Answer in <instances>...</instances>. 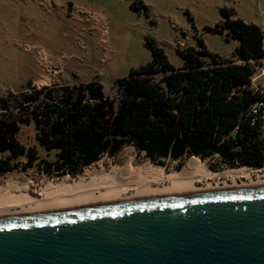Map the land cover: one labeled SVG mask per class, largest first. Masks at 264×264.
Listing matches in <instances>:
<instances>
[{
	"label": "trees",
	"instance_id": "1",
	"mask_svg": "<svg viewBox=\"0 0 264 264\" xmlns=\"http://www.w3.org/2000/svg\"><path fill=\"white\" fill-rule=\"evenodd\" d=\"M221 14L204 27L238 41L232 57L209 50L200 39L199 47L177 50L184 60L175 66L146 36L152 59L116 80L117 97L105 93L98 77L41 87L29 80L0 95V175L25 155V167L36 162L47 172L75 177L126 142L153 160L217 154L232 167H260L264 136L251 124L248 108L257 97L250 78L264 56V29L232 7H221ZM22 124H33L40 145L56 151L54 162L39 160L20 141Z\"/></svg>",
	"mask_w": 264,
	"mask_h": 264
},
{
	"label": "rangeland",
	"instance_id": "2",
	"mask_svg": "<svg viewBox=\"0 0 264 264\" xmlns=\"http://www.w3.org/2000/svg\"><path fill=\"white\" fill-rule=\"evenodd\" d=\"M73 1H77L75 6L78 8L74 12L77 17L70 13L72 9L67 1L63 4L57 1L0 0V95L24 87L29 80L41 87L56 83L74 84L98 77L104 84L105 93L117 97L116 80L129 73L132 67L152 59L151 50L145 46L146 36L153 37L169 60L180 66L184 59L177 50L199 47L200 39L222 57L233 56L236 39L227 40L204 27L221 19V7L234 8L238 17L245 21L264 23V0H147L154 11L144 13L146 18L149 17L148 23L143 14L131 9L128 0ZM94 14L99 15L105 24L97 25ZM79 18H85L91 26L84 27ZM42 50L50 53L56 61L44 62L40 56ZM34 131L33 124L20 125V141L27 148H34L39 160L54 162L56 151L41 146ZM131 146L135 147L126 142L121 149ZM121 149L112 157L104 154L75 177L56 170L47 172L36 162L25 167L27 158L19 155L14 158L17 166L0 175V185L10 179L19 184L30 182L36 190L42 181L56 182L63 178L73 181L101 169L100 164L109 167L120 163L118 154ZM133 153L135 165L143 160L149 161L153 167L164 169L166 174L180 172L186 161L197 157L205 162L204 173L217 175L215 179H209L214 182L220 180L222 183L227 178L224 175L227 170L238 168L225 164L217 154L205 159L193 155L178 160H153L144 152H138L136 147ZM246 179L241 176L238 184L256 181V177L251 181ZM227 182L232 183L231 178Z\"/></svg>",
	"mask_w": 264,
	"mask_h": 264
},
{
	"label": "water",
	"instance_id": "3",
	"mask_svg": "<svg viewBox=\"0 0 264 264\" xmlns=\"http://www.w3.org/2000/svg\"><path fill=\"white\" fill-rule=\"evenodd\" d=\"M0 264H264V187L0 221Z\"/></svg>",
	"mask_w": 264,
	"mask_h": 264
},
{
	"label": "bare ground",
	"instance_id": "4",
	"mask_svg": "<svg viewBox=\"0 0 264 264\" xmlns=\"http://www.w3.org/2000/svg\"><path fill=\"white\" fill-rule=\"evenodd\" d=\"M41 58L44 62L55 60L47 52H43ZM134 150L133 146L121 149L118 154L121 162L114 166L104 167L100 164L101 169L73 181L67 178L56 182L42 181L36 190L30 182L19 184L8 179L4 185H0V221L31 217L36 219L59 213L127 206L214 191L264 187L262 179L251 181L255 177L247 167L229 169L224 173L227 178L222 183L220 180L214 182L209 179L217 175L204 173L205 162L197 157L186 161L180 172L171 175L166 174L161 167H153L149 161L143 160L135 165ZM241 176L251 182L243 180L244 183L238 184ZM229 178L232 183L227 182Z\"/></svg>",
	"mask_w": 264,
	"mask_h": 264
},
{
	"label": "built area",
	"instance_id": "5",
	"mask_svg": "<svg viewBox=\"0 0 264 264\" xmlns=\"http://www.w3.org/2000/svg\"><path fill=\"white\" fill-rule=\"evenodd\" d=\"M251 86L257 93V97L251 103L248 108V114L251 124H256L263 136H264V64H259L250 78ZM247 166H240L238 168H243ZM252 171L254 177L262 179L264 181V163L258 168H248Z\"/></svg>",
	"mask_w": 264,
	"mask_h": 264
},
{
	"label": "crops",
	"instance_id": "6",
	"mask_svg": "<svg viewBox=\"0 0 264 264\" xmlns=\"http://www.w3.org/2000/svg\"><path fill=\"white\" fill-rule=\"evenodd\" d=\"M27 1H30V0H27ZM35 1H40V2H47V1H57V2H60V3H65L66 1L69 3V7H70V9H72V10H70V13L71 14H73V16H75V17H77L76 15L77 14H75L74 12H75V10L78 8V7H76L75 6V3L77 2H75L74 3V1L73 0H35ZM128 3H129V5H130V7H131V9L132 10H134V11H136L138 14H143L144 15V13L145 12H147L148 14L149 13H154V11H152V7H151V5L148 3V1L147 0H128ZM133 3H136V5H134L133 6ZM93 17H94V19H93V17H92V19L95 21V23L97 24V25H102V24H105L104 22H101V20H100V16L99 15H97V14H94V15H92ZM145 16V15H144ZM237 16H238V13H237ZM145 18H146V16H145ZM85 19V18H84ZM84 19H81V18H79V21H81L83 24H84V27H88V26H91L90 25V23H88V22H86ZM149 22V17H147L146 18V23H148ZM153 22V21H152ZM82 24V25H83ZM257 24V23H256ZM263 29H264V23H262V24H259ZM86 30V32L88 31V28H86L85 29ZM89 32V31H88ZM91 33V32H90ZM93 33V32H92ZM234 39V38H233ZM237 41V40H236ZM237 45H238V41H237ZM236 45V46H237ZM208 48V47H207ZM209 50H211V49H209ZM211 51H213V50H211ZM43 52H46V51H44V50H42L41 51V55H42V53ZM216 52V51H215ZM48 53V52H47ZM40 55V56H41ZM227 57H232V56H227ZM259 64H264V56L262 57V58H260V62H259ZM90 80V79H89ZM81 81H83V80H81ZM81 81H79V82H81ZM83 82H85V81H83ZM218 156V155H217ZM248 167V166H247ZM248 168H251V167H248Z\"/></svg>",
	"mask_w": 264,
	"mask_h": 264
}]
</instances>
